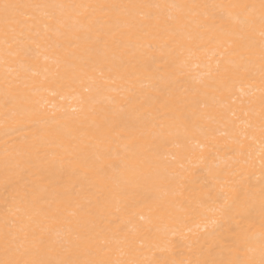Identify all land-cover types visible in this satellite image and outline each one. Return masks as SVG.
Segmentation results:
<instances>
[{"label":"bare ground","instance_id":"6f19581e","mask_svg":"<svg viewBox=\"0 0 264 264\" xmlns=\"http://www.w3.org/2000/svg\"><path fill=\"white\" fill-rule=\"evenodd\" d=\"M262 261L264 0H0V264Z\"/></svg>","mask_w":264,"mask_h":264},{"label":"snow or ice","instance_id":"6c2138e0","mask_svg":"<svg viewBox=\"0 0 264 264\" xmlns=\"http://www.w3.org/2000/svg\"><path fill=\"white\" fill-rule=\"evenodd\" d=\"M4 7L7 9L9 5H4ZM262 264H264V261H262Z\"/></svg>","mask_w":264,"mask_h":264}]
</instances>
